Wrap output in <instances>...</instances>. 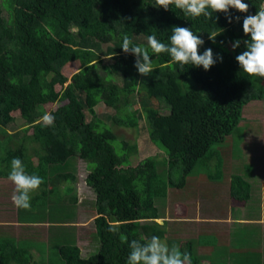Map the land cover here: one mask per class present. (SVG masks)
Returning <instances> with one entry per match:
<instances>
[{"label":"trees","instance_id":"trees-1","mask_svg":"<svg viewBox=\"0 0 264 264\" xmlns=\"http://www.w3.org/2000/svg\"><path fill=\"white\" fill-rule=\"evenodd\" d=\"M243 2L249 5L247 13L230 9L208 19L185 15L174 5L165 10L155 0H0V214L14 208L26 223L44 214L68 220L77 202L69 198V212L65 200L77 176L68 162L75 157L87 162L85 183L95 194L98 251L82 258L76 245L58 246L53 240L59 253L42 264H126L130 249L123 238L146 242L154 235L190 253L192 264L201 263L196 248L200 238H177L180 232L157 220L171 202L172 189L184 188L190 172L211 161L212 147L235 131L243 108L264 98V78L249 76L235 59L250 39L243 32V18L256 14L264 0ZM2 10L8 18H2ZM228 15L240 20L229 23ZM174 26L191 28L204 41L199 53L211 48L222 61L205 71L173 62L168 53H154L148 36L170 45ZM125 35L147 48L153 67L149 75L139 74L136 56L121 49ZM236 40L241 44L233 49ZM66 65L78 68L70 79L62 74ZM100 104L110 113H97ZM46 113L55 117L51 126L39 122ZM18 119L24 125L17 129ZM140 121L151 144L165 151L161 163L148 156L131 165L137 144L116 130L141 129ZM14 157L44 181L27 210L11 199L14 185L7 177ZM177 169L183 177L176 182ZM250 188L243 177L232 176L233 205H246ZM32 239L19 237L21 246L7 232L0 235V264H30L26 246Z\"/></svg>","mask_w":264,"mask_h":264},{"label":"rangeland","instance_id":"rangeland-1","mask_svg":"<svg viewBox=\"0 0 264 264\" xmlns=\"http://www.w3.org/2000/svg\"><path fill=\"white\" fill-rule=\"evenodd\" d=\"M1 16L3 19L8 18L6 12L3 10ZM103 48L105 49L106 45H104ZM105 61L108 62L109 59ZM77 72L78 68L72 65H66L62 69V74L69 79ZM258 81V79H255L254 83L257 84ZM69 82L68 80L67 84ZM56 90H60V87L56 86ZM57 105L60 106L61 104L57 103ZM96 112H100L99 114L103 115L110 113V111H107L101 104L97 106ZM162 113L166 112L163 111ZM90 117L91 116L86 113L87 122L90 120ZM39 122L44 123L42 119H40ZM23 125L24 122L18 119L14 124V128L18 129L23 127ZM139 126L142 128L137 130H116L118 136L123 137L130 143L137 144L138 154L135 158H132L131 165L136 166L141 159L148 156L159 158L161 163L165 151L155 148L151 144L144 121H140ZM10 131H13V129H10ZM32 146L35 145L32 144ZM212 154L213 157L211 161H202L194 171L190 172L189 176L186 177L184 188L172 189L174 191L173 197H171L172 201H169V203L161 209L162 216H160L161 218L158 219L157 222L161 224V222L167 221L168 227L181 233L177 238L193 240L197 237L198 239V232L196 231L200 226L199 223H194L192 219L197 218L196 213L199 212L200 200L206 199V201L212 202L213 206L210 207L212 212L225 213L226 210L231 207L224 202V194L226 196L228 191L227 186L229 184L228 181L231 180L230 178L238 175L248 181L247 177H254L250 200L243 206L244 208L241 210L242 213H238L243 219H249L252 223V227H250L251 224L247 226L246 224H237V226H234L233 223L223 227L225 224L221 223L223 222L220 221L221 219H217L214 223H208L209 220H207V223H201L205 224L202 229L205 233H203L199 240L198 252L202 257L200 264H264V98L261 101L250 102L243 108L241 121L235 131L227 136L221 144L214 145L212 147ZM218 159L221 161L220 165L218 164ZM68 163L74 165L73 173L77 176V182L73 184V193L66 198L68 201L65 200V203L69 205V212H72V204L69 198L77 199L72 216L67 222L57 220L60 219L59 214L53 217L44 214L40 219H38L39 216L35 215L33 220L43 221L44 223L47 221H56L62 224L53 226L47 232L50 233V235H57L58 230L65 229L66 233L63 237L59 238L57 245L60 246L65 243L76 245L82 250V258H87L91 256V254L96 253L99 247V243L94 234V214H92L94 210L95 194L85 183V178L90 172V170L87 169V162L77 157L70 159ZM158 167L161 171V164H159ZM246 171H251V175L246 176ZM159 174L161 173L159 172ZM182 177V171L177 169L175 173L176 182L180 181ZM187 208L189 214L192 216L190 215L187 219L181 220L186 221L183 223L179 220L183 218L184 209ZM232 210L234 211L233 213L236 214V207H232ZM34 213L36 214L37 211L35 210ZM202 214L204 217L207 215L204 212H202ZM9 215L10 218L11 216L15 217L14 211L10 212ZM223 217H227V215L221 216L222 219ZM43 222L39 225L40 227H33V225L29 227L20 225L21 227H19L15 224L14 233L21 232L23 235L28 234L30 236L41 230L44 234L48 226H44ZM12 223H14V221L11 220L10 224ZM2 225L6 228L4 230L6 233L7 226L6 224ZM19 228H26V230H20ZM206 229L212 232L214 231L217 237L210 233V231H206ZM236 230H239L244 237L239 236L235 241L232 240V243L228 235L231 236ZM14 233H9V236L12 235V237L17 238V235ZM46 235L47 233L43 236ZM37 237V234L33 236V238ZM46 237L49 236L47 235ZM46 239L49 241L48 238ZM173 240H175L174 236L172 238V241ZM163 241L166 242L167 240ZM19 243L22 246L24 242L19 240ZM166 243L168 244V242ZM201 244H203V246H201ZM40 246L43 248L44 244L40 242ZM26 247L28 249L27 251L32 250L33 252L36 250L37 244L33 240L31 243L28 242ZM44 252L47 253L45 254L47 256V261L49 257L52 255L56 256L59 253L54 244L46 246ZM43 261H45V258L40 260V262Z\"/></svg>","mask_w":264,"mask_h":264},{"label":"clouds","instance_id":"clouds-1","mask_svg":"<svg viewBox=\"0 0 264 264\" xmlns=\"http://www.w3.org/2000/svg\"><path fill=\"white\" fill-rule=\"evenodd\" d=\"M156 4L165 10H168L170 5H174L185 15L193 18L204 16L208 19L212 18L213 12L228 14L230 9H235L238 12L247 13L249 9V5L243 0H156ZM227 18L229 23L233 19L240 20L239 16L233 18L228 15ZM242 27L244 34L250 39L244 41L246 48L235 59L249 76L264 78V3H261L256 14H249L243 18ZM214 38L215 35L210 36V39ZM169 40L170 45H166L155 35H149L147 38L148 45L154 53H168L173 62L181 65L191 64L195 67H203L207 71L217 62V59L221 61L223 59L222 56L214 58L211 48L205 49L203 54H200L199 48L204 41L189 27L174 26ZM240 44L241 41L236 40L232 48H238ZM121 49L125 53L136 56L134 66L139 74L147 76L153 71L152 59L147 48L134 45L125 35L122 38ZM42 120L45 126H51L54 124L55 117L46 113ZM7 179L14 185L11 197L14 205L25 210L30 209L31 193L40 188L44 182L43 178L37 174L27 173L23 161L14 157L10 163ZM123 242L127 243L130 249L126 264H192L190 253L182 252L177 245L169 247L159 236L154 235L146 242L139 240L129 242L127 237H124Z\"/></svg>","mask_w":264,"mask_h":264},{"label":"crops","instance_id":"crops-1","mask_svg":"<svg viewBox=\"0 0 264 264\" xmlns=\"http://www.w3.org/2000/svg\"><path fill=\"white\" fill-rule=\"evenodd\" d=\"M247 178H248V181L247 180L246 181L250 184V187H251L250 188V195H251L252 181H253V178L254 177L253 178L247 177ZM228 183H229L228 186H227V188H228L227 190L228 191L226 193V196L224 194V202L226 203V205H229L231 207H230V209H227L225 213H218V212L215 213L214 211L212 212V210L210 209V207L213 206L212 202H208V201H206V199L200 200V203L201 204H200V207H199V212L196 213L197 218L196 219H192L194 223H199V226L200 227L196 231V232H198V237L199 238H201V236L203 235V233H205V231L203 232V230H202L205 224H201V223H207L206 222L207 220H209L208 223H214L215 221H217V219H221L220 221H223L221 223L222 224H225L223 227L228 226L227 224H230V223H233L234 226H237V224H239V225L240 224L241 225L246 224V226L249 225V224H251L250 227H252V223L250 222V220L249 219H243L241 217V215H240L242 213L241 210H243L244 207L243 206H240V205L239 206L233 205V203L230 201V198H229V185H230V180L228 181ZM208 187H212V186H208ZM34 194H35L34 192L31 193V196H34ZM171 201H172V199H171ZM210 201H212V200H210ZM201 205H202V208H201ZM232 207H236V211H235L236 214L233 213L234 211L232 210ZM13 211L15 213V217L14 216H11V218H10L9 213L10 212H13ZM13 211H10L9 210V212H7L6 214H0L1 215L0 216V232H1V236H3L5 234L4 230L6 229V228L3 227L2 224H6V226H7V232L14 233L15 224H17L19 227H21V226H23V227H29L30 225H33V227H40L39 225H41L42 222H43V221H35V222H31L30 221V222H27V223L26 222H23V220H20L19 219V215H18V213L15 212L14 208H13ZM186 211H187V213H186ZM202 212H204L205 214H207L206 217L203 216ZM238 213H240V214H238ZM183 215H184L183 218H181V219L178 218V219H180L179 221L184 220V219H187V217H189L191 215V214H189L188 208L187 209H184ZM212 215H214V216H212ZM225 215H227V217H223V219H222L221 216H225ZM11 220L14 221V223L10 224V221ZM64 222H67V220L64 221ZM181 222L185 223L186 221H181ZM46 223L43 222L44 226H48L46 228V232L44 234L47 233V235L49 237H46L47 235L46 236H43L44 234L41 232V230H39V232H35L34 233L33 236H35L36 234L38 235L37 238H33V240L37 244V248L33 252H32V250H30L31 251V255H32V260H31V263L30 264H42V262H40V260L42 258H46L47 259V256L45 255L47 253L44 252V248L45 247L42 248L40 246V242H42L44 244H49V242L52 241L51 244H53L54 243L53 240H55V243L57 244V241L59 240V238L63 237V235L66 233V230L65 229L64 230L60 229V230H58V234L57 235H50V233L47 232V231H49V229H51L53 226L62 225V224H60V223H58L56 221H52V222L51 221H47ZM206 228H207V226H206ZM243 229H244V227H243ZM20 230H26V228H22ZM201 230H202V232H201ZM206 231H210V230L206 229ZM22 233H24V232H22ZM210 233L214 234L215 237H217V235H216V233L214 231L213 232L210 231ZM14 234L17 235L16 237H17L18 240H19V237H21V236L23 237V240L25 239V237H30L28 234L27 235L21 234V232H17V233H14ZM239 236H242L241 233L239 232V230L238 231L237 230L234 231V233H232L231 236L228 235V237H230V242H232V243H233V241H235L236 238L238 239ZM9 237H12V235H10ZM242 237H244V236H242ZM46 238H48L49 241H47ZM196 239H197V237H196ZM47 246H49V245H47ZM201 246H203V244H201ZM198 249H199V246L197 247V253H198V255H200L199 252H198ZM81 252H82V250H81Z\"/></svg>","mask_w":264,"mask_h":264},{"label":"water","instance_id":"water-1","mask_svg":"<svg viewBox=\"0 0 264 264\" xmlns=\"http://www.w3.org/2000/svg\"><path fill=\"white\" fill-rule=\"evenodd\" d=\"M156 1V0H155ZM243 1H245V0H243ZM161 224H162V222H161Z\"/></svg>","mask_w":264,"mask_h":264}]
</instances>
